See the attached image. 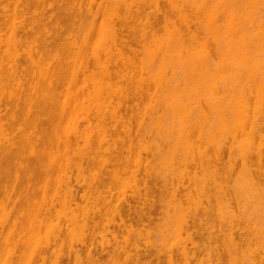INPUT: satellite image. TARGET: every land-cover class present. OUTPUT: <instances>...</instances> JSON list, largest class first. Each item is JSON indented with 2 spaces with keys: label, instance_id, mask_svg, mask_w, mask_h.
I'll list each match as a JSON object with an SVG mask.
<instances>
[{
  "label": "bare ground",
  "instance_id": "6f19581e",
  "mask_svg": "<svg viewBox=\"0 0 264 264\" xmlns=\"http://www.w3.org/2000/svg\"><path fill=\"white\" fill-rule=\"evenodd\" d=\"M79 1L87 4L90 21L76 29V19L83 15ZM95 1L0 0V179H14L0 195L5 264H153L155 258L160 264L164 254L167 264H176L178 248L181 264H264V121L254 125L261 113L264 117V0H164L168 7L163 13H157L161 0H152L156 7L151 16L162 17L163 24L143 30L140 59L148 64L142 68L151 70L148 78L136 80L133 91L127 82L133 83V77L123 69L137 64L138 52L118 12L123 1L93 12ZM30 2L36 6L31 14ZM126 10L131 13V6ZM174 11L178 22L170 18ZM28 23L35 27L27 28ZM18 47H24L22 53ZM22 62L37 69L33 77L45 88L31 86ZM142 84L154 87L144 93L143 108ZM143 116L149 127L143 126ZM133 119L148 130L136 121L139 129L133 131ZM217 124L239 148L238 157L232 156L229 140L213 139ZM124 142L128 153H136L132 160L138 169L143 164L140 154L154 150L161 155L152 159L177 165L164 174L169 181L162 189L151 190L152 180L147 186L146 178L157 173L145 171L140 177L138 171L119 170L118 164L112 168L122 157L118 153L124 152ZM43 158L47 164H41ZM83 161L90 165L88 175H81L80 182L77 173L78 186H72L70 166ZM238 162L243 177L235 174L237 183L233 174ZM106 175L115 187L106 185ZM138 177L144 180L143 193H161L165 209L159 200L164 214L157 224L152 215L159 196L154 199L149 193L141 200ZM126 184L133 193L128 196L136 198L131 206ZM239 194L241 201L235 199ZM229 197L243 201V208L257 205L248 217L263 214L256 218L263 225L253 235L237 238L241 229H231L225 213L215 220L217 201L227 215H234ZM140 200L147 206L139 205ZM113 225L115 233L108 230ZM93 233L100 236L98 253L92 250ZM22 234L28 235L26 241H21ZM143 239L144 246L157 251L147 262L141 260ZM160 248L166 251L161 254Z\"/></svg>",
  "mask_w": 264,
  "mask_h": 264
},
{
  "label": "rangeland",
  "instance_id": "374dc122",
  "mask_svg": "<svg viewBox=\"0 0 264 264\" xmlns=\"http://www.w3.org/2000/svg\"><path fill=\"white\" fill-rule=\"evenodd\" d=\"M123 1V3H121L122 5H120V7H118L119 8V14H120V18H122V23H123V25H125V29H126V31L128 32V34H126V37H128V39L129 40H131L132 42H134L135 44H133V47H134V45H135V49L137 50V52H138V56H137V58L135 59V63L137 62V64H131V65H129V63L128 64H126L125 65V69H123L124 70V72L127 74V75H130V77H133V83L131 82V80H129V81H127L128 83H129V89L130 90H134V89H132L134 86H138L139 85V83L138 82H136V80L139 78V77H144V78H148V73H147V71H150V70H147L148 69V67H146L148 64L143 60V62H142V64L143 63H146V66H144V68L146 67V70H144L143 71V69L144 68H142V64H141V59H140V54L142 53V51H143V46H142V41H143V38H144V35H143V30H145L146 29V27L148 26V25H155L156 27L157 26H162V24H163V18L162 17H159L158 16V18L157 19H155V17H152L151 16V14L153 13V12H155L154 11V9H155V5L153 4V2H152V0H135L134 2H131L130 0H122ZM177 1V0H176ZM6 2V0H3V3H5ZM79 3H80V6L82 7L81 9H80V11L83 13V15H80V16H78L79 18L78 19H76V23H75V28L76 29H78L79 27H82V28H84V26L86 25V23H89V21H90V17L88 16V6H87V4H85L84 2H82V1H79ZM177 3H180L179 1H177V2H175V4H177ZM114 4H115V2H114V0H96L93 4H91L90 5V9H91V11H96V10H98V9H100V10H102V9H104V8H107V9H109V8H111V7H113L114 6ZM130 4V5H129ZM127 5H128V7L129 6H131V13H128L127 12V10H126V8H127ZM167 4H166V2L164 1V0H161L159 3H158V6H157V8H158V11H157V13H159V11H160V13H163V12H165V10H167V7L168 6H166ZM29 13L31 14V13H33L35 10H36V6H35V4L33 3V2H30L29 3ZM177 12V11H176ZM136 13H138L137 15H136ZM63 17H65V16H63ZM170 18H171V20H176L177 19V14L175 13V11L174 12H170ZM65 21V23H67V22H69L70 21V19H64ZM100 20V19H99ZM98 21V20H97ZM121 21V20H120ZM177 21V20H176ZM100 22V21H99ZM99 22H97V23H99ZM116 22H118V23H120L119 21H116ZM178 22V21H177ZM35 27V24L34 23H28V26H27V28H30V29H32V28H34ZM78 27V28H77ZM143 27H145V28H143ZM5 32H6V30H5ZM8 33V32H7ZM66 34H68V32H65L64 33V35H66ZM24 48V47H23ZM23 48H20V47H18L17 48V51H18V53H22L23 52ZM114 53V52H113ZM65 60H67V58H65ZM120 62H121V60H120ZM122 63V62H121ZM22 66H24V67H26V71H24V75L26 74V75H28L29 76V78L31 79V80H29L30 81V84H31V86L32 87H40V88H38V89H41V88H45V84L41 81L40 83H39V81H38V79L39 78H36L35 77V75H34V77H33V74H32V72L33 71H37V69L36 68H34V67H32L31 65H26L25 64V62H22V64H21ZM144 65V64H143ZM149 67H150V65H149ZM152 67V66H151ZM153 68V67H152ZM92 70H94V69H92ZM155 69H153V71H154ZM152 74V73H151ZM61 75V74H60ZM66 75H68V72L66 71V72H64L63 74H62V76L65 78L66 77ZM69 75H70V72H69ZM81 85L82 86H86V84L84 83V81H81ZM141 85V84H140ZM63 86H64V84L63 85H61V90H63V89H65V88H63ZM143 86V87H142ZM142 91L143 90H145L144 92H143V95H144V93H149V92H152L153 91V85H151V86H148V85H145V84H142ZM146 86V87H145ZM87 88H88V90H89V88L92 90V88L90 87V86H87ZM145 88V89H144ZM4 90H7V89H10V87L9 88H7V87H4L3 88ZM131 91V92H132ZM146 97V98H145ZM145 98V101H143V99ZM143 99H142V101H143V103H142V101H141V103H139V105H140V107H141V104H142V106H143V104H144V102H145V104L144 105H146V102H147V95L145 96L144 95V97H143ZM113 100V99H112ZM115 98H114V102H115ZM130 102V101H129ZM128 102V103H129ZM135 102V101H134ZM128 103H127V105H128ZM131 104H133V103H129V105H131ZM132 106V105H131ZM141 108H143V107H141ZM143 114H144V112H142ZM129 115V114H128ZM142 115V114H141ZM63 116V115H62ZM259 116V115H258ZM258 116H256V117H258ZM144 117L145 116H143L142 117V119H144ZM63 118V117H62ZM145 118H147V116L145 117ZM134 121H135V119H133ZM132 120V121H133ZM148 119H146V124H144V121H145V119L144 120H142L143 121V124L140 122L141 120H136V121H138V123H140V124H137V122L135 121H133L132 122V128H133V131H136L137 129H139L138 127H139V125H140V129L141 128H143V129H145L143 126H145V125H147V123H149L150 124V121L148 122L147 121ZM254 120V119H253ZM264 121V117H263V113H261L260 114V116H259V118H257V122H256V124H254L255 126L256 125H261V123ZM19 121H17V123H18ZM63 123H64V121H62ZM94 122V121H93ZM93 122H91L92 124H93ZM218 123V122H217ZM85 123H82L81 125L83 126ZM219 124H221V123H219ZM219 124H217V125H219ZM143 125V126H142ZM82 126H80V127H82ZM148 127H149V125H147ZM79 127V129H81ZM148 127L146 128V130H148ZM143 129H141V130H143ZM153 129V128H152ZM151 129V130H152ZM143 131V132H146L147 133V131ZM253 130H254V128H253ZM154 133L156 132L154 129L152 130ZM141 133H142V131H141ZM16 134H18V130H15L14 131V134L13 135H16ZM251 134L252 135H254V131L253 132H251ZM156 135V134H155ZM212 135H213V139H215V141H222V140H225V139H227V140H229L230 142H231V154H232V156L233 157H238L239 155H240V150H239V148H237L236 147V145L235 144H233L232 143V141H233V139L229 136V134H228V132L221 126V125H219V126H216L215 127V129H214V131H213V133H212ZM17 136V135H16ZM146 136V135H145ZM153 136V135H152ZM151 136V137H152ZM148 136H146L145 138H147ZM17 138V137H16ZM149 138V137H148ZM154 138H157L156 136H154L153 138H149L150 140H152V139H154ZM71 139H73V137L71 136ZM134 139V138H133ZM159 139V138H158ZM155 140V139H154ZM127 141H129L128 139H127ZM127 141H125V142H127ZM147 141V139H143L142 140V142H146ZM153 141V140H152ZM124 142V143H125ZM133 143L134 144H136V138L133 140ZM148 143V142H147ZM123 145V144H122ZM128 143H125V146L123 145V148L122 149H124V152H120V153H118V156L120 155V156H122V157H126V158H123V159H119V161H118V163H117V161L115 162V161H112V160H110V163H113V162H115V163H113V164H115V165H113V167L111 166V165H109V166H111L112 168H114L117 164V167H119V170H126V171H138L137 172V174L138 173H144L145 171H149V172H151V173H157L158 174V176H155L154 178L152 177V179L150 178V177H147L146 178V176L145 177H143V178H146L147 180H149L150 179V182H149V184H148V181L147 180H145V181H147V186H149L150 184H151V180H152V184H154L153 186L154 187H152L151 185L149 186V187H151V190H152V188H153V190H157L156 188H158V189H162L161 187H164V185L169 181V179L167 180L166 178L167 177H165L164 176V174H167V173H169V171L171 172L172 170H175L176 168H177V165H175V164H171L170 162H168V161H165V160H156V159H152V157H159V155H161V153H159L157 150H154V151H152V152H147V153H141L140 155L142 156V161H143V164H141V166L139 165V169L137 168V166L135 165V163H134V161L132 160L133 159V157L136 155V153H128V151H127V148H128ZM147 145H150L149 143L147 144ZM121 147V146H120ZM119 147V148H120ZM123 151V150H122ZM182 152H184V150H181ZM90 155V154H89ZM94 155V153L93 154H91V156H93ZM99 154H95V156L97 157ZM227 154L226 153H224L223 154V156H226ZM0 156L2 157L3 156V154H0ZM94 156V157H95ZM100 156V155H99ZM98 156V157H99ZM108 156V155H107ZM119 156V157H120ZM129 157H131V158H129ZM143 157H148L149 158V160H148V158H147V160L148 161H150L148 164H145L146 162H145V160H143ZM150 157H151V159H150ZM127 158H129L130 160H127ZM44 160H46L45 161V163H44ZM115 160V159H114ZM117 160H118V158H117ZM1 163H0V165H4V163L2 162V161H0ZM47 159H44L43 158V161L41 160V164L43 163V165L44 164H47ZM3 163V164H2ZM14 164V163H13ZM82 165H80V166H74V165H71L70 167H71V177L73 176V178H70V181H71V179H72V181H71V184H72V186L73 185H75V186H78V184L77 183H79V182H77V180L75 179V178H77L76 177V175H79L80 174V182H81V175H83L84 177H86L88 174H87V170L89 169V167H90V165L89 164H87L86 162H84L83 161V163H81ZM240 165V162H238V164H237V166H236V171L234 172V174L233 175H235V174H239L238 176L239 177H241L242 176V171H240L239 170V166ZM2 166H0V171H2ZM109 166H107L105 169L107 170V171H110V169H109ZM204 166H206V162H204ZM223 166V165H222ZM110 167V168H111ZM12 168V167H11ZM10 168V170L12 171V172H10V173H14V168H12L11 169ZM112 168H111V170H112ZM69 170V169H68ZM97 170H98V168H97ZM105 170V171H106ZM180 169H178V171H179ZM237 170L239 171V173H237ZM70 172V171H69ZM241 172V173H240ZM77 173H79V174H77ZM178 173V172H177ZM240 174H241V176H240ZM139 175V174H138ZM144 175V174H143ZM231 176L232 177V182H233V177L234 176ZM12 176V175H11ZM108 175H106L105 177L107 178H104V182L106 183V185H108V183H109V185L110 186H112L114 183H115V180L114 179H112V177L111 176H109V178L107 177ZM140 177H141V175H139ZM236 176V175H235ZM238 176H236L235 178H236V180H238L237 181V183L238 182H240L239 181V177ZM111 177V178H110ZM140 177H138V178H140ZM237 177L239 178V179H237ZM243 177V176H242ZM231 179V178H230ZM139 180V182H138V184H137V186L139 187L140 186V188L143 186V185H141V184H144V180L143 179H138ZM141 180V181H140ZM236 180H234V182H233V184L235 183V181ZM77 182V183H76ZM113 183L112 185L110 184V183ZM140 182H142V183H140ZM174 182H175V180H174ZM231 182V181H230ZM232 182H231V186H232ZM8 184V187L9 186H11V185H14V179H11L10 178V182L8 183L7 182V180L6 179H0V195H1V192L3 191V186H4V184ZM140 183V184H139ZM228 183H229V181H228ZM127 184H129V185H131L132 184V182L130 181V182H128ZM126 184V186H125V188L128 186ZM230 184V183H229ZM236 184V183H235ZM134 185V186H133ZM133 186V188H135V184H132L131 185V187ZM84 187H85V185H84ZM113 187H115L114 185L112 186V188ZM130 187V188H131ZM35 188H37V187H35ZM128 188H129V186H128ZM143 188H144V186H143ZM143 188H141L140 190H141V195L140 196H142V197H140V199L142 198L143 200H146V196L150 193H148V194H145V193H143V192H145L144 190H143ZM155 188V189H154ZM235 188V187H234ZM126 191H125V193L124 194H127V195H125V197L126 196H128V195H132L131 194V191H130V189H128L127 190V188L125 189ZM131 190H132V188H131ZM235 190V189H234ZM117 191V190H116ZM116 191H115V193H116ZM133 191V190H132ZM158 191V190H157ZM161 191V190H160ZM134 192V191H133ZM152 192H154V191H152ZM231 192V191H230ZM229 192V193H230ZM79 193H82V192H79ZM232 193H234V192H232ZM231 193V195H234V197H235V194H232ZM117 194V193H116ZM115 194V195H116ZM158 194V196H159V198H158V196H156ZM161 193H153V194H149V196L150 197H153V195L154 196H156V197H153L154 199L155 198H158V199H155V203L156 204H154V205H156V212H155V210H154V208H153V212H152V216L155 218V220H154V218H153V220H152V222L154 221L155 223L157 222V223H159V221L161 220L160 219V217L162 216V214H164L163 212H164V205H163V203H162V201L160 200V195ZM143 195H145V196H143ZM230 195V194H229ZM133 196V195H132ZM143 197H145V198H143ZM231 197V196H230ZM229 197V198H230ZM234 197H232V199L230 198V201L232 202V204H231V206H232V208H233V210H234V215L233 216H231V214H228V215H230L229 217L230 218H227V212H226V210L224 209H222V203H220L219 201H217V202H215L214 203V206H215V213H218L217 215H216V217H214L215 218V220L217 221V220H219V219H223L224 218V213H225V215H226V217H225V219H226V222H228V224L229 225H231V229H241L240 230V232L239 233H235V235H236V237L238 238V237H240V236H244V235H253V233L255 232V229L257 228V227H259V225H263V224H259V218L261 217V216H263V214H260L261 216L260 217H258L259 216V213H258V216H257V213H256V217H254L253 215L252 216H250V217H248L249 215H250V213L249 212H251V213H253V211H256V206L257 205H255V209H253L252 210V208L249 206L248 207V205H247V207L246 208H243V201H242V203L241 202H239L238 200H235V199H237V198H239V200L241 201V199H240V194L238 195V196H236V198L234 199ZM0 198H1V196H0ZM37 198H39V197H37ZM133 198L134 197H130V196H128V198L126 197V199L128 200V202H130V203H128L129 205L130 204H133L134 205V201H136L135 199L133 200ZM242 198V197H241ZM260 198H262V199H264V197H263V195H260ZM141 199V200H142ZM243 199V198H242ZM262 199H261V201H262ZM38 200V199H37ZM126 200V201H127ZM140 200V201H141ZM159 200H160V202L162 203L161 204V208H163V212L161 211L160 212V210L159 209H161V208H159L160 207V205H158V204H160V202H159ZM258 200H260V199H258ZM138 202L139 203V205H146L147 203H146V201L145 202H143V201H141V202ZM156 201H158V202H156ZM264 201V200H263ZM262 201V202H263ZM78 203H79V200L77 201ZM144 204H143V203ZM258 202V201H257ZM81 203V202H80ZM101 203V202H100ZM100 203H98V204H100ZM115 203V202H114ZM113 202H112V205L114 204ZM136 203L137 202H135V205H136ZM142 203V204H141ZM146 203V204H145ZM260 203V202H259ZM259 203H258V206H259ZM250 204H252V202L250 203ZM249 204V205H250ZM255 204H256V202H255ZM100 205H102V203L100 204ZM132 205V206H133ZM254 205V204H253ZM252 205V206H253ZM260 205H263V207L261 206V208L263 209L264 208V203L263 204H261L260 203ZM127 208L128 206L126 205V204H124L123 205V213H124V215L125 216H128V214L129 213H127V212H129L125 207ZM131 206V205H130ZM147 206V205H146ZM145 206V207H146ZM148 206H149V202H148ZM260 207V206H259ZM142 208V212L145 214V212H146V209L145 208H143V206L141 207ZM147 208V207H146ZM248 208H251L250 209V211H248L247 209ZM261 208H258L259 210H261V211H259V212H263L262 211V209ZM126 209V210H125ZM139 209V208H138ZM159 210V211H158ZM248 211V214L246 213L247 211ZM252 210V211H251ZM127 211V212H126ZM147 211L148 212H146L147 214L149 213V210L147 209ZM158 211V212H157ZM225 211V212H224ZM258 211V210H257ZM125 213H127V215L125 214ZM131 213V212H130ZM146 214V215H147ZM220 214V215H219ZM222 214V215H221ZM253 214H255V213H253ZM131 216H133L132 215V213L130 214ZM236 215V216H235ZM248 215V216H247ZM144 216V215H143ZM163 217V216H162ZM219 217V218H218ZM235 217V218H234ZM252 217V218H251ZM145 219H146V216L144 217ZM218 218V219H217ZM256 218H258V219H256ZM263 217H261V219H262ZM144 219V221L146 222V220ZM160 219V220H159ZM225 219H224V221H225ZM227 219H228V221H227ZM260 219V220H261ZM119 218L117 219V217L115 216V222L116 223H118L119 221ZM231 220V221H230ZM264 220V219H263ZM262 220V221H263ZM3 222H4V216H3V212L0 210V264H5V261H4V255H3V248L1 247V241L3 240V238H1V233H2V226H3ZM153 222V223H154ZM231 224H230V223ZM156 223V224H157ZM263 223V222H262ZM135 224V223H134ZM233 224V225H232ZM227 225V224H226ZM234 226V227H233ZM236 226H237V228H236ZM138 227H140V225H138ZM228 229H230V227L228 226ZM96 230V229H95ZM99 230V231H98ZM98 230H96L95 232H100V233H102V231L98 228ZM108 230L111 232V233H115L116 232V227L113 225V226H110L109 228H108ZM191 230V232H192V229H190ZM243 230V231H242ZM250 231H251V233H250ZM190 232V231H189ZM237 232V231H236ZM99 233V234H100ZM104 233V232H103ZM85 234H86V232H85ZM194 235V234H193ZM196 235V234H195ZM227 235V234H226ZM93 236H94V233H93ZM96 236V237H95ZM95 238H93L94 240H93V245L92 246H94L95 247V249H93L92 248V250H94V252L95 253H98V252H96V251H100V248H99V246H98V243H99V241H100V236H98V234H96L95 233ZM156 237V234L154 235V233H153V236L152 237ZM197 236V235H196ZM225 236V235H224ZM27 237H28V235L27 234H22L21 235V241H26L27 240ZM108 237H110V235H108ZM154 237V238H155ZM153 238V239H154ZM142 241V240H141ZM140 241V242H141ZM147 241V240H146ZM144 239H143V243H141V245H143L142 247H145V248H143L142 250H140V253L142 254V253H144L145 254V257H144V255L142 256V259L141 260H143V261H145V262H147L146 260H148V259H150L149 257H151L153 254H152V252L154 253H157V251H155V249L153 250V249H150V248H147L146 246H144V244H145V242H146ZM195 241H199L198 240V238L196 237L195 238ZM220 241V240H219ZM190 246V245H189ZM82 249H84V248H82ZM161 249V248H160ZM159 249V251L161 252V250H162V252H161V254H163L166 250L164 249H161L160 250ZM21 250V249H20ZM19 249H15V251L17 252V251H20ZM131 250V249H130ZM157 250V249H156ZM84 251V250H83ZM86 251V250H85ZM151 252V254L150 255H147L148 254V252ZM175 252V263L176 264H181V259L179 260V257L180 256H178L177 255V252L178 251H180V249L178 248V250H174ZM93 252V251H92ZM132 252H134V250H132ZM149 252V253H150ZM147 253V254H146ZM160 254V255H161ZM205 254V253H204ZM155 255V254H154ZM223 255H225L226 256V253L224 252L223 253ZM147 256V257H146ZM203 256V258H205V256L204 255H202ZM201 256V257H202ZM154 257H156V256H153V258ZM224 257V256H223ZM227 257V256H226ZM166 255L164 254V255H161V258H160V264H167V261H166ZM157 258H155L154 260H152L153 261V264H155L156 262H157V260H156ZM224 259H225V257H224ZM227 259V258H226ZM151 260V259H150ZM223 260V259H222ZM66 261V260H65ZM64 261V263L65 264H68V263H70L71 261H68V262H65ZM159 262V261H158ZM225 263V262H224ZM71 264V263H70ZM157 264V263H156ZM159 264V263H158ZM205 264V263H204ZM241 264H246V263H241Z\"/></svg>",
  "mask_w": 264,
  "mask_h": 264
}]
</instances>
